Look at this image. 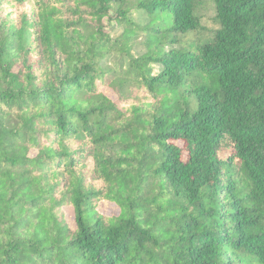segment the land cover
<instances>
[{
	"label": "trees",
	"instance_id": "trees-1",
	"mask_svg": "<svg viewBox=\"0 0 264 264\" xmlns=\"http://www.w3.org/2000/svg\"><path fill=\"white\" fill-rule=\"evenodd\" d=\"M203 1L0 0V264H264V0Z\"/></svg>",
	"mask_w": 264,
	"mask_h": 264
},
{
	"label": "rangeland",
	"instance_id": "rangeland-1",
	"mask_svg": "<svg viewBox=\"0 0 264 264\" xmlns=\"http://www.w3.org/2000/svg\"><path fill=\"white\" fill-rule=\"evenodd\" d=\"M131 13L134 14V10H131ZM113 14V13H112ZM136 14H134L135 16ZM198 15L200 16V22L202 29L199 32H192L190 34L185 35L184 39L189 40L192 37H208L211 35L212 31L217 27V23L215 21V11L214 5L210 0H205L199 7ZM105 24L107 25V30L111 33V35H115L117 30L114 26V20L109 21L105 20ZM107 93L111 95V92L107 90ZM65 218L71 227H74V215L73 211L70 207L63 208ZM98 211L105 215H116L119 212L118 207L114 203L109 202H100L98 206Z\"/></svg>",
	"mask_w": 264,
	"mask_h": 264
}]
</instances>
